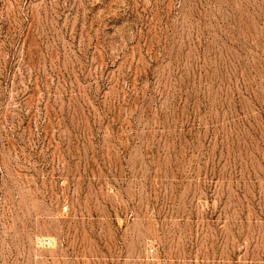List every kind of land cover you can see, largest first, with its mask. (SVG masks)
Segmentation results:
<instances>
[{
  "label": "rangeland",
  "instance_id": "1",
  "mask_svg": "<svg viewBox=\"0 0 264 264\" xmlns=\"http://www.w3.org/2000/svg\"><path fill=\"white\" fill-rule=\"evenodd\" d=\"M0 264H264V0H0Z\"/></svg>",
  "mask_w": 264,
  "mask_h": 264
},
{
  "label": "built area",
  "instance_id": "2",
  "mask_svg": "<svg viewBox=\"0 0 264 264\" xmlns=\"http://www.w3.org/2000/svg\"><path fill=\"white\" fill-rule=\"evenodd\" d=\"M38 243L42 246H48L50 245L51 241L49 239H41V240H38Z\"/></svg>",
  "mask_w": 264,
  "mask_h": 264
}]
</instances>
